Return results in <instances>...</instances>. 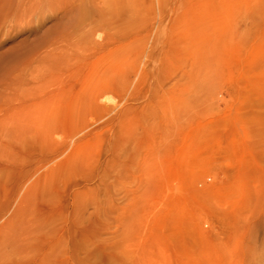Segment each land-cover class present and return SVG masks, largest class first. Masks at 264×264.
<instances>
[{"label": "rangeland", "instance_id": "374dc122", "mask_svg": "<svg viewBox=\"0 0 264 264\" xmlns=\"http://www.w3.org/2000/svg\"><path fill=\"white\" fill-rule=\"evenodd\" d=\"M260 200L264 0L0 6V264H264Z\"/></svg>", "mask_w": 264, "mask_h": 264}, {"label": "bare ground", "instance_id": "6f19581e", "mask_svg": "<svg viewBox=\"0 0 264 264\" xmlns=\"http://www.w3.org/2000/svg\"><path fill=\"white\" fill-rule=\"evenodd\" d=\"M7 4V0H0V6L1 7H4L5 5ZM4 10V9H3ZM17 19H20V21L23 20V10L20 9L19 12H18V15H17ZM259 204L263 205L264 204V200L259 202ZM259 226V225H258ZM34 231H35V228H34ZM31 228L30 226H26V227H21V229L19 230V234H20V237H16V241L14 242V250L12 249V251L14 252L15 255L17 251H20V252H23V251H27V248H28V242L29 240L32 238L31 236ZM23 262V263H22ZM22 263V264H32V262H27L25 260L19 262V264ZM33 264H41L39 261L37 260H34L33 261Z\"/></svg>", "mask_w": 264, "mask_h": 264}]
</instances>
